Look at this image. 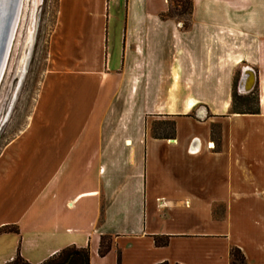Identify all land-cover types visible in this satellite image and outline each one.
Segmentation results:
<instances>
[{"label":"crops","instance_id":"crops-1","mask_svg":"<svg viewBox=\"0 0 264 264\" xmlns=\"http://www.w3.org/2000/svg\"><path fill=\"white\" fill-rule=\"evenodd\" d=\"M122 1L108 46L105 0H60L65 67L0 153V264L71 245L89 264H264V0H192L186 31L167 0ZM236 74L258 113H231Z\"/></svg>","mask_w":264,"mask_h":264},{"label":"rangeland","instance_id":"rangeland-1","mask_svg":"<svg viewBox=\"0 0 264 264\" xmlns=\"http://www.w3.org/2000/svg\"><path fill=\"white\" fill-rule=\"evenodd\" d=\"M107 5L109 46L121 36L124 13L122 0L105 3ZM59 9L60 0H21L0 78V153L11 140L27 132L29 125L42 117L45 82L51 72L65 67L67 56ZM177 19L183 22L187 16ZM235 76L237 79L238 75ZM235 93L238 94L236 83ZM241 96L246 97L236 104V110L247 111L254 106L251 95ZM163 126L168 132L169 126ZM154 127H157L154 134L162 133L160 125L155 123Z\"/></svg>","mask_w":264,"mask_h":264},{"label":"trees","instance_id":"trees-1","mask_svg":"<svg viewBox=\"0 0 264 264\" xmlns=\"http://www.w3.org/2000/svg\"><path fill=\"white\" fill-rule=\"evenodd\" d=\"M192 0H167V10L159 15L161 20L172 19L177 22L179 21L177 18L179 16L186 15L187 19L181 22V29L186 31L189 29L191 24V14H192ZM235 83L236 76L233 79V88H232V104H231V113L232 114H256L258 113V105H257V94L256 91L250 92L248 95H251L252 100L254 101V106L252 108H248L247 111H239L236 110V104L243 100L246 96H239L235 93ZM160 125L161 134H154V130L156 131L157 127L152 129V133L155 137H172V133L165 132L163 130V125L169 126V130L172 129V125L169 122H160L157 123V126ZM166 241L160 242L155 239V244L157 245H165ZM111 248V237L109 236H100L99 245H98V255L100 257L105 256ZM229 264H246L245 259L242 253L237 248H231L229 251ZM7 264H30L25 261L17 252L12 259ZM40 264H89V250L88 248H77L73 245L67 246L52 256L48 257Z\"/></svg>","mask_w":264,"mask_h":264},{"label":"bare ground","instance_id":"bare-ground-1","mask_svg":"<svg viewBox=\"0 0 264 264\" xmlns=\"http://www.w3.org/2000/svg\"><path fill=\"white\" fill-rule=\"evenodd\" d=\"M20 3L21 0L18 1V4L16 5V8L14 10L13 0H0V43L4 42L6 38V42L8 43L11 39L10 36H12V32L15 27ZM13 12L14 14L11 15V13ZM7 35L10 36L8 37Z\"/></svg>","mask_w":264,"mask_h":264},{"label":"water","instance_id":"water-1","mask_svg":"<svg viewBox=\"0 0 264 264\" xmlns=\"http://www.w3.org/2000/svg\"><path fill=\"white\" fill-rule=\"evenodd\" d=\"M18 1L19 0H13V6L14 7L13 6L12 7L14 8V10L16 8V5L18 4ZM13 14H14V12L11 13V15H13ZM13 33L14 32H12V36L7 35L8 37L9 36L11 37V39L9 40L8 43L6 42V39H7L6 37H5L6 39L4 40V42L0 43V72H1V70L3 72L4 65H5L4 61H6V58H7V55H8L9 47H10V44H11V41H12V38H13ZM1 75H0V78H1Z\"/></svg>","mask_w":264,"mask_h":264},{"label":"built area","instance_id":"built-area-1","mask_svg":"<svg viewBox=\"0 0 264 264\" xmlns=\"http://www.w3.org/2000/svg\"><path fill=\"white\" fill-rule=\"evenodd\" d=\"M117 1H119V0H105V2H106L107 4L115 3V2H117Z\"/></svg>","mask_w":264,"mask_h":264}]
</instances>
